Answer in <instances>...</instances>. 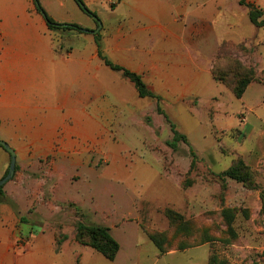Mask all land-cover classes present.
I'll list each match as a JSON object with an SVG mask.
<instances>
[{
  "label": "rangeland",
  "instance_id": "1",
  "mask_svg": "<svg viewBox=\"0 0 264 264\" xmlns=\"http://www.w3.org/2000/svg\"><path fill=\"white\" fill-rule=\"evenodd\" d=\"M60 35L54 44L61 54L77 58L63 64L65 82L72 74L82 91L92 88L93 74L101 77L100 69L107 68L94 35ZM224 50L213 62L221 85L211 96L180 105L161 99L164 115L120 72L103 85L124 104L82 105L74 113L59 108L49 133L57 136L54 150L65 151L44 165L51 173L44 202L27 210L26 185L12 199L18 224L4 225L0 218V264H264V73L254 65L255 50ZM109 59L117 65L127 60ZM248 69L255 79L238 99L226 84ZM144 77L152 85L148 72ZM171 124L189 145L168 146ZM190 149L197 155L192 169ZM239 160L247 166L248 183L219 177ZM168 211L177 215L173 223ZM80 222L110 229L120 244L114 261L76 240ZM148 232L165 234L167 246L178 252L159 255Z\"/></svg>",
  "mask_w": 264,
  "mask_h": 264
},
{
  "label": "crops",
  "instance_id": "2",
  "mask_svg": "<svg viewBox=\"0 0 264 264\" xmlns=\"http://www.w3.org/2000/svg\"><path fill=\"white\" fill-rule=\"evenodd\" d=\"M82 1L101 21L98 32L106 56L126 58L118 65L142 76L166 105H180L193 96L199 100L211 96L212 88L221 85L212 77V68L223 43L255 50L254 65L259 74L264 73V27L252 23L248 7L239 0ZM245 1L262 10L264 21V0ZM39 2L58 23L89 25L86 29L93 35L96 26L98 29L97 21L75 0ZM60 33L49 30L34 0H0V141L14 149L17 166L14 179L4 186L0 204L4 225L18 224L20 216L14 213L12 199L19 188L29 186L27 210L45 200L51 173L44 165L52 163L49 157L54 153L65 151L64 146L54 150L57 136L49 133L50 121L58 122L59 108L71 107L74 113L82 105L125 103L103 85L116 72L108 67L100 69L101 77L93 74V87L88 90L82 91L80 79L72 74L70 83L65 82L63 64H73L77 58L58 51L54 42ZM144 72L151 76L152 85ZM10 163V153L0 147V180Z\"/></svg>",
  "mask_w": 264,
  "mask_h": 264
},
{
  "label": "trees",
  "instance_id": "3",
  "mask_svg": "<svg viewBox=\"0 0 264 264\" xmlns=\"http://www.w3.org/2000/svg\"><path fill=\"white\" fill-rule=\"evenodd\" d=\"M80 9L86 13L87 15L93 17L96 16L92 12L88 10V8L85 6L82 0H75ZM241 5L247 6L249 9V16L253 24H255L257 27H264V21L261 20V17L263 15L262 10L257 9L255 7H252L248 4H246L245 0H239ZM36 10L38 13H40L44 19L47 22L48 28L50 31L56 32V31H61V32H75L78 34H86V33H91L90 30L77 25V24H66V23H58L56 22L53 18H51L46 11L42 8L40 5L39 0H34ZM97 17V16H96ZM94 41L95 45L97 48V54L98 57L103 61L104 65L108 68H110L113 71L120 72L122 75L130 80L134 86L135 89L139 95L140 98H152L157 101V111L158 113L164 115V111L162 110L160 106L161 102V97L154 92H152L146 83L144 82L142 76L122 67L119 66L115 63H113L104 53L103 46H102V39L100 32H97L94 34ZM227 45H233L230 43H223L216 54V60L219 58H222L225 53H224V47ZM241 46V45H238ZM62 47L61 45L58 48V51H61ZM215 69V67H213ZM214 69H212V74L215 80H218V77L216 76ZM239 74L241 77L238 78L235 83L233 84H226L228 88L231 89L232 93L235 95L236 98L241 99L242 96L244 95L246 89L249 87V85L254 81L255 79V71L253 69H248L246 70V73H235V77ZM171 129L173 132V139L169 141L167 144L170 146L172 149H177L178 144L180 142H183L187 145H189L188 139L185 135L181 134L177 129L174 124H171ZM1 148L3 146L0 145ZM191 150V155L193 157V161L191 164V169L195 166V160L197 159L196 153ZM17 170V166H16ZM247 170V166L243 163V161L239 160L235 165L230 167L228 170L222 172L219 177L222 179L225 178H230L232 180H235L237 182H242V183H248L251 179L248 174H246L244 171ZM9 169L6 173L8 174ZM15 177V175H14ZM14 177L12 179H14ZM6 185V184H5ZM4 185V186H5ZM4 186L0 188V203L3 201L5 197V192H4ZM167 217L169 218L170 222L173 223V220L176 219L177 215L173 211H168L165 212ZM229 218V217H228ZM148 237L150 240L154 243V245L157 247L159 251V255H164L167 252L171 251V249L167 246V243L165 241V234L159 233V232H148L147 233ZM182 235V234H181ZM76 240L80 242L81 244L85 246H89L93 248L95 251L101 253L107 260L109 261H114L119 250H120V244L118 241H116L113 236L110 233V229L108 227L104 226H99V225H87L84 223H78L76 225ZM181 249V248H180ZM185 249V248H182ZM209 264H212L209 262Z\"/></svg>",
  "mask_w": 264,
  "mask_h": 264
},
{
  "label": "water",
  "instance_id": "4",
  "mask_svg": "<svg viewBox=\"0 0 264 264\" xmlns=\"http://www.w3.org/2000/svg\"><path fill=\"white\" fill-rule=\"evenodd\" d=\"M93 18L98 23V29H96L94 31V33H97L99 31V29L102 27V24H101V21L96 16H93ZM0 145L3 146V148L5 150H7L10 153V155H11V163H10V166H9V172L4 178H2L0 180V188H1L7 182L12 180V178L15 175V172H16V153H15L14 149H12L7 143L0 141Z\"/></svg>",
  "mask_w": 264,
  "mask_h": 264
}]
</instances>
